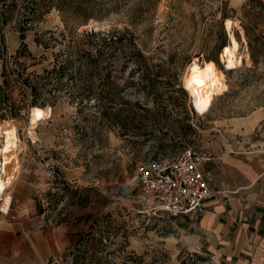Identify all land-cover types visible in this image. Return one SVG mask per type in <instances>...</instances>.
<instances>
[{
    "label": "rangeland",
    "instance_id": "1",
    "mask_svg": "<svg viewBox=\"0 0 264 264\" xmlns=\"http://www.w3.org/2000/svg\"><path fill=\"white\" fill-rule=\"evenodd\" d=\"M248 1L95 0L94 18L80 25L40 0H0L6 116L12 106L21 109V117L0 121L1 129L12 126L17 137L11 163L0 172L10 182L7 211L0 199V226L6 227L0 232V264H215L177 219L154 211L134 173L145 160L186 147L206 153L233 141L242 149L264 148V121L247 135L234 125L264 108V48L253 63L238 19ZM224 6L228 15L236 11L229 31L241 63L232 70L218 53L229 43L224 23L225 34L219 26ZM114 31L127 34L136 48L107 54L98 64L88 57L74 61L77 48H89L86 32ZM212 55L226 91L201 115L184 77L194 62L203 66ZM68 57L80 70L58 81L66 86L56 89L55 75L38 80ZM147 74L157 81L142 82ZM27 77L39 89L42 110H49L33 126L29 113L37 107L30 105ZM85 80L92 91L82 95L74 82Z\"/></svg>",
    "mask_w": 264,
    "mask_h": 264
},
{
    "label": "crops",
    "instance_id": "2",
    "mask_svg": "<svg viewBox=\"0 0 264 264\" xmlns=\"http://www.w3.org/2000/svg\"><path fill=\"white\" fill-rule=\"evenodd\" d=\"M263 121L260 108L234 125L247 135ZM206 154L213 157L204 171L211 197L199 213L176 218L181 230L215 264H264V148L242 149L230 141L225 150Z\"/></svg>",
    "mask_w": 264,
    "mask_h": 264
},
{
    "label": "trees",
    "instance_id": "3",
    "mask_svg": "<svg viewBox=\"0 0 264 264\" xmlns=\"http://www.w3.org/2000/svg\"><path fill=\"white\" fill-rule=\"evenodd\" d=\"M35 1V0H33ZM44 4H48L50 7L55 6L62 15H72L74 17V20L77 21V24L83 25L90 21V19L94 18V8L96 6L95 0H40ZM34 3V2H32ZM35 4H33L34 6ZM36 8L29 9L28 18H31L34 15V11ZM231 12L235 15H228L225 6L220 11V21L219 26L221 31L225 34V31L222 29V24L225 20H232L236 18V11L231 10ZM239 21L240 26L242 30L244 31V36L246 40V45L248 46V51L250 54V59L253 63H256V56L259 53V50L264 48V2L261 0H250L244 5H242L239 9ZM86 39L90 40L87 45H89V48L87 49H81L77 48L74 51V61L82 62L84 61V58H93L94 63H99L107 54L113 55L115 52H123L124 49L132 48L135 49L136 45L132 38H128L127 34L125 33H119L117 31H114L113 33H107L104 34L102 32H90L85 33ZM20 40L23 41L24 36L23 33L19 35ZM80 45V42H77V46ZM225 44L219 46L218 53L224 48ZM21 47L25 48V45L23 42L21 43ZM22 55L19 54L20 58ZM73 60L70 59V57L63 60L60 64L53 66V69L48 72H45L44 77H39L38 80H45V81H51V78L53 75L56 76V83L57 86L55 88L61 89L66 85H62L61 83H58L61 78L63 77H69L72 75V71L78 72L80 70V67H77L75 69V66L73 64ZM213 62L217 64V58L215 56H210L206 62ZM71 68L73 70H71ZM22 72L18 73V76L21 77L22 73L25 71V68L21 66ZM3 82L0 86V112H2L0 115V121L4 117L11 116L13 118L21 117L19 116L21 109L16 108L15 106H12L11 110L8 112V116L6 113V109L8 108L6 106V103L9 99V96L5 90V88L8 87V81L7 76L5 72L3 73ZM25 82L30 84L31 88V94H32V102L30 105L32 107L42 108L45 106L44 103H41L38 101L39 96V89L36 87V85L29 80V77L24 79ZM36 82L37 79L35 80ZM142 82H155L157 81L156 78L150 77L148 74L146 76H142L141 79ZM81 84L78 85V83L74 82V86L79 89V93L82 95L89 94L92 91L91 84L88 81H82ZM110 84L109 79L107 78L106 81L103 83V88L107 90L108 86ZM70 90L72 88H69ZM107 97L109 96L108 93H106ZM109 98V97H108ZM2 107V108H1ZM105 113V109L103 110ZM79 255H84V253L80 250L77 251ZM80 258V257H79ZM103 264V263H102Z\"/></svg>",
    "mask_w": 264,
    "mask_h": 264
},
{
    "label": "built area",
    "instance_id": "4",
    "mask_svg": "<svg viewBox=\"0 0 264 264\" xmlns=\"http://www.w3.org/2000/svg\"><path fill=\"white\" fill-rule=\"evenodd\" d=\"M213 157L192 147L145 160L135 168L134 183L155 212L169 218L197 214L211 197L205 167Z\"/></svg>",
    "mask_w": 264,
    "mask_h": 264
},
{
    "label": "bare ground",
    "instance_id": "5",
    "mask_svg": "<svg viewBox=\"0 0 264 264\" xmlns=\"http://www.w3.org/2000/svg\"><path fill=\"white\" fill-rule=\"evenodd\" d=\"M224 24L225 30L228 31L229 43L222 48L219 57L224 68L232 70L237 68L241 63L240 60L236 58V52L239 46L229 31L232 22L230 20H225ZM183 86L187 95L190 96L194 109L201 115L209 111L214 96L222 95V93L226 91L224 77L217 69L215 63L211 61L205 62L203 66H199L194 62L185 74ZM29 115L30 125L33 126L39 122V120L49 116V110L33 108ZM0 138L3 139V145L0 148V172L2 171L5 174L7 166L11 163L12 151H14L13 149L17 142L15 129L12 126L1 129L0 125ZM9 183V179H2L0 175V199L2 198V210L4 211H7L9 205V199L5 197L4 194Z\"/></svg>",
    "mask_w": 264,
    "mask_h": 264
},
{
    "label": "water",
    "instance_id": "6",
    "mask_svg": "<svg viewBox=\"0 0 264 264\" xmlns=\"http://www.w3.org/2000/svg\"><path fill=\"white\" fill-rule=\"evenodd\" d=\"M223 27L225 28V24H223Z\"/></svg>",
    "mask_w": 264,
    "mask_h": 264
}]
</instances>
